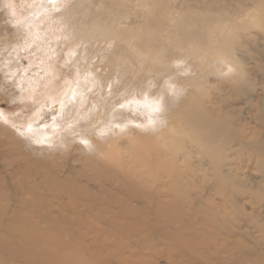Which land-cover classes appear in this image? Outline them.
<instances>
[{
  "label": "bare ground",
  "instance_id": "bare-ground-1",
  "mask_svg": "<svg viewBox=\"0 0 264 264\" xmlns=\"http://www.w3.org/2000/svg\"><path fill=\"white\" fill-rule=\"evenodd\" d=\"M77 1L83 24L80 19L61 22L65 14L55 10L67 0H16L21 21L11 16L13 1L0 0V90L18 72L21 38L29 46L40 45L46 57L65 45L67 63L77 54L82 58L74 61L75 69L61 87L51 83L55 91L29 122L0 111V119L14 126L0 122L12 134L11 141H0V157L20 159L0 163V225L10 227L0 232V252L2 245L13 251L19 243L17 247L29 250L26 256L40 257L39 263H50L53 257L64 264L70 257L42 249L44 243L58 240L61 248L79 246L76 256L82 250L94 263L99 249L118 248L122 237L147 240L152 235L146 232L161 237L163 223L194 217L184 209L189 203L204 212L213 206L219 213L232 203L243 214V197L258 192L246 183L241 162L254 153L264 156V136L253 132L247 121L255 116L244 115L258 110L264 122V89L258 104L252 99L254 75L264 76V66L249 67L247 60L255 58L252 45H221L220 35L230 32L247 43L263 41L264 33L256 32L264 30V0H226L230 4L208 8L224 9L213 21L223 26L209 34V62L201 58L207 52L192 47L199 43L192 36L202 29L184 30L191 13L212 6L208 1L213 0L192 5L193 0ZM247 4L252 7L245 8ZM164 6L168 12L161 15ZM31 68L26 74L38 76L32 78L37 87L42 77ZM48 78L52 80L51 74ZM216 81L227 82L218 87L224 100L211 95ZM12 86L19 85L16 81ZM235 94L243 102L231 100ZM195 190L210 194L194 196ZM92 233L110 241L89 236ZM123 248L124 253L128 249L127 261L145 256L141 250L146 248ZM77 259L73 264H90L82 256Z\"/></svg>",
  "mask_w": 264,
  "mask_h": 264
},
{
  "label": "rangeland",
  "instance_id": "rangeland-1",
  "mask_svg": "<svg viewBox=\"0 0 264 264\" xmlns=\"http://www.w3.org/2000/svg\"><path fill=\"white\" fill-rule=\"evenodd\" d=\"M12 1L13 3H9V8L12 10L11 16L18 17L17 21H21L23 19L22 10H19L18 6L15 4L16 0H12ZM201 1H204V0H201ZM208 2L212 6H206L205 9H202L201 11L194 10V12L191 13V17L188 19V24L185 25V27L187 28L184 30V31H187V30L189 31L192 29H196V30L202 29V34H195L194 36H192L193 41L199 40V43L193 44L192 47L197 46L198 49L201 48L202 50L207 52V54H205L204 56H201V58L205 59L206 62H209L211 59V56L213 55L211 53L212 52L211 42L208 41L209 34L211 33V30L213 28H217V27L221 28L223 26V25L215 26L216 22H213L214 17L217 16L220 12H224V9L222 8L216 9L215 11H210L208 8L213 7V6L223 7L226 4H230L226 2V0H213V1H208ZM196 3H198L197 0H193L189 2V4L191 5L196 4ZM248 3H251V2H248ZM248 5L252 7V4H247L245 8H248ZM78 6H79L78 1L76 2V0H71V1L67 0L66 5L64 4L63 7L59 10L56 9L55 13L65 14V16L62 17L61 22L68 20V19L70 21H75V19L77 20L80 19L79 22L83 24L84 21L82 20V15L78 14ZM184 10L187 11L188 8H185ZM169 11H173V9H169ZM15 12L17 13V16L15 15ZM167 12L168 10H166V6H164L161 9V13H162L161 15H164ZM261 15L264 16V13H261ZM191 19L192 21H194L193 23H191L192 22ZM184 23L185 22H183V24ZM261 24H262L261 25L262 29H264V21ZM252 29H256V28H252ZM246 30L248 29L246 28L245 31ZM258 31L260 32H256V33H261V32L264 33V30L261 31L258 29ZM173 33L175 34V37L173 35L172 37H174V41H176L179 37L177 38L176 33L175 32ZM164 36H166L164 38L165 41L169 43L167 39V35L164 34ZM199 36H200V39H199ZM220 36L222 37L221 45H226V44L237 45L238 43L240 44L241 42V44L244 43L243 45H244V48L246 49L247 48L249 49L250 48L249 45H252V47L254 48L255 58L253 59V61L251 59L247 60L249 67L255 68L256 63L258 64V66H264V60H263L264 40L262 41V40L255 39L253 42H249L250 43L249 44L247 43L248 40L242 41L238 37L232 36L230 32L226 33L225 35L221 34ZM190 38L191 36L188 38L187 44L189 43ZM263 38H264V35H263ZM34 44L35 45L29 46L30 43L26 41V38H21V41H20L21 50H20V54L18 55L20 59L18 67H17L18 72L15 73L16 76L14 75V77L6 80V85H5L6 87L4 88L5 90L4 91L0 90V111L3 112L6 116L8 115L11 118H18L22 121H27V122H29L31 118H34V114L37 112L38 107H41L40 110L43 111L44 109L43 105L47 104L49 100V95H51L55 91L54 88L53 89L49 88L51 86V83L53 84V86L61 87L64 81L67 78H70L71 72L75 69V66L73 65L74 61L76 59L82 60L80 55L77 54L73 60H70L67 63V60L64 58V54L66 53L69 54V53L63 51L66 48L65 45H62V46L58 45L56 49L53 50L54 52L53 56L49 57L47 55L46 57L45 53H43L44 49L40 45L38 46L36 43ZM28 46L29 48H27ZM86 47L88 46L86 45L85 48ZM48 50L52 51V48ZM86 54L87 52L84 51L83 55H86ZM44 58H46L45 59L47 60L46 62L43 60ZM93 61L96 63L97 58L94 59ZM195 63L197 62L195 61ZM99 65H102V64H99ZM30 68L32 69V71L35 70L36 72H38L42 77L41 80L43 82L42 84H39V85L37 84V87L33 83V79L38 80L39 79L38 76L36 75L37 77L36 76L33 77L31 76L30 73L26 74L27 69H30ZM56 73L58 74V76L53 77V75ZM50 74H51L52 80H48L49 79L48 76L50 77ZM215 78L216 76L210 77L211 81H214ZM254 78H255L254 80L256 81L254 83L255 91L253 93L252 99L255 102L254 104H258V100L262 98L261 96V93H263L262 89H264V76L262 74L256 73L254 75ZM16 81L19 86H12V84L16 83ZM225 83L227 82H224V81H221V82L216 81L215 83L213 82V86H215V88L217 87V90L213 89L211 91V95H214V97L220 96L219 98H221V100H224L226 96L223 95L224 93L221 92L219 88L224 86ZM243 98H246V97H243ZM230 99L238 100V103L243 102L242 97L239 96L238 94L232 95ZM243 110L244 111L246 110L245 112L249 113L248 108L243 107ZM146 112L147 110H145V113ZM158 113L159 111H156L153 114V116L156 117ZM252 115L255 116L253 119L251 120L247 119V121L250 123L249 127H251L253 132H255L256 134L258 133L259 134L258 136L261 139H263L264 122L259 120L260 115H259L258 110H255L251 114L249 115L246 114L244 116H246V118H249L248 116H252ZM0 122L14 128L12 122H6L3 119H0ZM92 123L93 122H89L90 125ZM89 124H86V125H89ZM0 127L2 128V129L0 128V133L2 131V133L0 134V141L1 142L11 141L12 134L10 130L6 129V127L2 125H0ZM51 129L53 130L54 127H51ZM44 133L46 132L44 131ZM15 156H13L11 159H9V157L1 156L0 163L4 161L10 162L11 160L19 161L20 159L17 158V156L16 157ZM242 163H243L242 173H243V176L245 177L246 183H248L249 186L255 188V190H257L258 192V194L254 197H251L250 195H247V196L245 195L243 197V201H241V207H240L241 210H243V214L242 212H239L240 213L239 215L238 209L236 208V206L235 205H233V207L231 206L232 203H230V205H228L227 207L230 211L226 208L221 207L219 208L220 213L218 209L213 208V206H208L210 208L211 207L213 208V209L211 208L212 211L209 210L208 212L207 210V212H204V211H201L202 209L194 205L192 206L189 203L187 206H184V209L185 211H190L192 213H195L194 217L187 219V221L186 220L181 221L173 225L165 224V223L162 224L163 225L162 228H164L163 232L165 233L166 231L168 232L167 234H169L167 235L163 233L162 235L166 238L167 236H169L170 238V235H171V237H174V241L175 240L177 241L174 242L173 238H170V241H169V238L167 239L165 238L164 240L163 236L159 237L158 233L156 234L155 232L151 234H149V232H146L147 234L144 233V235H152L147 240L140 239V238L128 239V238L122 237L121 241L119 240L120 245L118 246V248H109L107 250L99 249L97 251V259L96 260L94 259V263H91V260H92L91 255L89 254L84 255L82 253V250H81L80 255L76 256L78 252H80L79 246L75 245L73 249L64 248V247L61 248L60 246L56 245L58 240H52V241L50 240L49 242L44 243L42 246V249L45 251V253L49 251L50 253L53 252V254L59 253L61 255L66 256L67 258L70 257L66 259L64 264H73L76 261L77 257L79 258L81 256L82 258L84 257L85 260H88L90 264H98L101 259L104 260V264H120L118 260H121V259H122L121 261L123 264H135V263L140 264L141 262L144 264H151V262H153V264H172L173 261H174L173 264L174 263L175 264H264V230H263L264 229V156L259 157L254 153V156L251 157V159L249 157L243 158V161L241 162V164ZM207 192L210 194V191H207ZM207 192H204V190H195L192 194L195 196L198 193H199L198 195H202L204 193L203 196H205ZM212 197H214L215 200L219 198L216 195H213ZM231 198L232 196L229 198V200H231ZM217 202L219 201L217 200ZM230 206L233 209V211L231 208H229ZM213 210L215 212H213ZM212 212L214 214L219 213V215L215 216L216 214L214 215ZM236 213L238 215H236ZM213 222L215 226L213 225ZM255 223H257L261 227V230L258 229ZM176 225H178L179 229L175 228L177 227ZM99 227H101V225ZM103 227L107 228V226L105 225H103ZM132 227L135 229L145 228L144 226H132ZM180 227H183V228H180ZM6 228H10V227H7L6 225H0V232L2 231V229H6ZM190 229H193V231ZM25 230L27 229L25 228ZM175 230L178 233L174 232ZM179 230L185 231V235L183 234L184 232L179 231ZM79 231L81 232V228H79ZM26 233L29 234L30 232L26 231ZM181 233L184 238H186V235H187L186 243H185V240L182 239L183 237ZM177 234L179 236H177ZM89 236L91 237L94 236V238L96 237L99 240L104 241L102 240V236L100 235H94L92 233ZM2 239H3V236L0 233V241ZM66 240H69V239H66ZM107 241H110V240H105L104 242H107ZM176 242L178 243L176 244ZM15 244L13 247V251L11 250L12 249L11 247L2 245L1 248H2V251L4 252H0V264H43V263H39L41 258L37 257L36 254L32 253L33 255L29 254L26 256L29 250L28 252H26L25 250L26 248L22 250L20 247H17L19 243H15ZM126 246H130L132 247V249L134 248L138 249V247L146 248L144 251L141 250V252L144 253L145 256L144 257L143 256L134 257L127 261L126 256L128 255V252L126 253V250L128 249L125 250V253L122 252L124 250L123 247L126 248ZM28 247L29 246H27V248ZM25 257L27 258L26 260H25ZM47 264H63V263L61 262L58 263V260L52 257L50 259V263L48 261ZM86 264H88V262Z\"/></svg>",
  "mask_w": 264,
  "mask_h": 264
}]
</instances>
